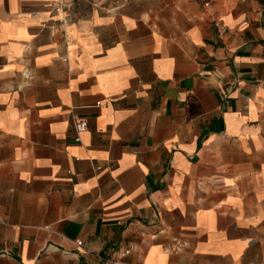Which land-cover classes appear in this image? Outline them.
I'll list each match as a JSON object with an SVG mask.
<instances>
[{
    "label": "crops",
    "instance_id": "obj_1",
    "mask_svg": "<svg viewBox=\"0 0 264 264\" xmlns=\"http://www.w3.org/2000/svg\"><path fill=\"white\" fill-rule=\"evenodd\" d=\"M0 264H264V0H0Z\"/></svg>",
    "mask_w": 264,
    "mask_h": 264
},
{
    "label": "built area",
    "instance_id": "obj_2",
    "mask_svg": "<svg viewBox=\"0 0 264 264\" xmlns=\"http://www.w3.org/2000/svg\"><path fill=\"white\" fill-rule=\"evenodd\" d=\"M58 2H65V1H69V0H56ZM74 125H75V128H76V131H81L83 129H85L86 127V121L82 118V117H77L75 118L74 120ZM78 139V138H77ZM77 245H82V241L79 240L76 242Z\"/></svg>",
    "mask_w": 264,
    "mask_h": 264
}]
</instances>
